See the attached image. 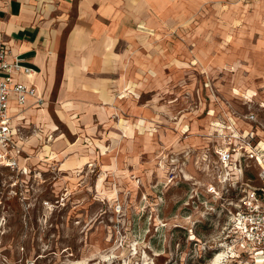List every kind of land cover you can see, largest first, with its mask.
I'll return each mask as SVG.
<instances>
[{
	"label": "rangeland",
	"instance_id": "374dc122",
	"mask_svg": "<svg viewBox=\"0 0 264 264\" xmlns=\"http://www.w3.org/2000/svg\"><path fill=\"white\" fill-rule=\"evenodd\" d=\"M165 4L139 40L160 66L117 95L112 147L57 157L49 115L30 114L31 174L0 183V264H209L222 251L247 264L228 250L224 218L190 199L211 181L199 160L211 122L254 113L264 139V0Z\"/></svg>",
	"mask_w": 264,
	"mask_h": 264
},
{
	"label": "crops",
	"instance_id": "0c3cea01",
	"mask_svg": "<svg viewBox=\"0 0 264 264\" xmlns=\"http://www.w3.org/2000/svg\"><path fill=\"white\" fill-rule=\"evenodd\" d=\"M165 5V0H0V43L10 58L20 57L32 70L15 75V81L35 87L36 98L42 100L39 105L30 98L22 108L15 95L10 98L14 138L23 149L21 166L32 171L27 136L32 113L49 115L45 120L56 127L48 128V145L59 151L57 157L71 152L96 157L102 143L112 147L109 138L118 133L121 102L117 95L132 97L131 84L140 76L149 78V69L160 66L161 60L150 57L151 49L139 40L144 42L147 33L142 30L161 19ZM57 123L71 124L66 134ZM234 129L255 131L264 142L254 122L240 123L232 116L211 122L200 154L221 146L222 135ZM33 140L40 142L34 135Z\"/></svg>",
	"mask_w": 264,
	"mask_h": 264
},
{
	"label": "built area",
	"instance_id": "2783aa9c",
	"mask_svg": "<svg viewBox=\"0 0 264 264\" xmlns=\"http://www.w3.org/2000/svg\"><path fill=\"white\" fill-rule=\"evenodd\" d=\"M11 55L0 43L1 185H4L6 173L11 178L31 174L20 164L23 149L14 138L11 96L15 95L22 108L30 98L42 105V100L36 98L35 87L15 81V75L31 74L32 70L21 64L20 57L10 58ZM248 120L255 122L256 117L250 115ZM17 133L20 134L19 129ZM20 140L26 138L20 135ZM199 160L209 168L211 181L201 193L194 188L195 194L190 199L192 208L204 210L208 216L216 214L224 218V229L229 232L226 243L232 256H244L247 264H264V142L255 131L234 129L222 135L221 146L207 149ZM253 168L256 171L251 172Z\"/></svg>",
	"mask_w": 264,
	"mask_h": 264
},
{
	"label": "bare ground",
	"instance_id": "6f19581e",
	"mask_svg": "<svg viewBox=\"0 0 264 264\" xmlns=\"http://www.w3.org/2000/svg\"><path fill=\"white\" fill-rule=\"evenodd\" d=\"M226 258H228V257H227V255H225V252H223V251L219 252V253H216L209 264H224V263H227L228 260H226ZM76 264H80V263L78 262ZM81 264H86V263L85 262H81Z\"/></svg>",
	"mask_w": 264,
	"mask_h": 264
},
{
	"label": "trees",
	"instance_id": "16d2710c",
	"mask_svg": "<svg viewBox=\"0 0 264 264\" xmlns=\"http://www.w3.org/2000/svg\"><path fill=\"white\" fill-rule=\"evenodd\" d=\"M196 215H199V213H196ZM201 217V216H200ZM214 217V215H213ZM202 221V220H201ZM235 258V257H234ZM238 259H242V260H246L244 256H237L236 259L234 260H238Z\"/></svg>",
	"mask_w": 264,
	"mask_h": 264
}]
</instances>
